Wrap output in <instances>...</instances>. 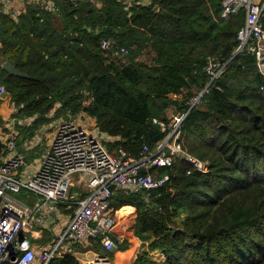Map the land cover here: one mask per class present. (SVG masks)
I'll return each mask as SVG.
<instances>
[{
    "label": "trees",
    "instance_id": "trees-1",
    "mask_svg": "<svg viewBox=\"0 0 264 264\" xmlns=\"http://www.w3.org/2000/svg\"><path fill=\"white\" fill-rule=\"evenodd\" d=\"M54 1L56 10L31 2L18 20L0 12V51L28 75L0 65L16 115L38 114L37 127L57 104V117L84 110L115 137L110 150L140 158L169 133L154 119L169 121L173 108L187 113L183 148L210 165L202 173L178 156L149 196L114 191L112 213L135 207L134 235L147 242L132 264H264V74L251 53L234 56L245 11L224 19L222 0ZM49 264L80 262L68 253Z\"/></svg>",
    "mask_w": 264,
    "mask_h": 264
},
{
    "label": "built area",
    "instance_id": "built-area-1",
    "mask_svg": "<svg viewBox=\"0 0 264 264\" xmlns=\"http://www.w3.org/2000/svg\"><path fill=\"white\" fill-rule=\"evenodd\" d=\"M45 1L47 8L57 9L54 0ZM139 1L146 4L152 0ZM27 3V0H0V12L19 19ZM221 5L224 19L245 11L244 25L238 32V49L254 55L264 74V0H222ZM109 44L108 39L102 40L103 48ZM127 52L122 47L115 54ZM222 69L219 63H212L208 72L217 76ZM6 93L1 85L0 108ZM198 99L194 97L190 103L195 104ZM186 115L175 112L169 121L154 119L169 133L154 152L144 145L140 158L128 156L123 148L117 149V154L110 150L108 143L115 137L101 131L96 119L84 110L71 120L64 116L54 118L44 126L50 134L47 145L39 148L35 137L24 143L25 150L37 148L42 152L36 168L28 165L25 154L18 150L21 134L15 121L0 125V264H49L53 258L68 254L71 246L89 247L93 240L108 252L126 243L130 222L119 221L112 213L111 197L116 189L126 193L144 191L149 196L170 179L169 174H160L158 169L172 166L178 156L199 172H210L208 161L186 151L180 142ZM37 118L38 114L26 115L19 123L33 127ZM74 185L80 188L79 192L72 193ZM12 193H25V200L16 199ZM61 205L73 210V214L58 233ZM82 264H114V260L107 253H98L84 259Z\"/></svg>",
    "mask_w": 264,
    "mask_h": 264
},
{
    "label": "crops",
    "instance_id": "crops-1",
    "mask_svg": "<svg viewBox=\"0 0 264 264\" xmlns=\"http://www.w3.org/2000/svg\"><path fill=\"white\" fill-rule=\"evenodd\" d=\"M29 4V1L27 0ZM100 4V3H99ZM26 12V11H25ZM2 47V42L0 39V49ZM6 59L3 57L1 51H0V65H2V63L5 61ZM9 93V92H8ZM10 103H14L11 100V95L9 93V95H6L5 99L2 101L1 103V108H0V125H2L3 123L8 122L9 120L13 119L15 121V125L16 128L20 131L21 134V138L20 141L18 143V150L19 147L21 146L19 151H22V153L25 154V159L27 161V164L30 165L31 167L36 168L38 166V162L40 160L41 157V150L39 149H32L31 150H25L24 148V143L27 140H31L33 137H35L37 139L38 145L40 146L39 148L44 147L45 145L48 144L49 140H50V134H47L46 130L44 129L47 124H49L50 121L43 123L39 126H33L34 127V132L32 134H23V130H29L32 129L33 127H24L19 123V120L23 119V116L19 117L16 115L17 113V107L16 109H11V104ZM16 106V105H15ZM53 115V112L50 113V115ZM50 115L48 114V117H50ZM55 115V114H54ZM57 117V116H55ZM37 121V120H36ZM35 121V124H36ZM37 145V146H38ZM133 208V212L129 213V214H124L121 211L114 213L116 215V217H118L119 221H122L124 223H129L130 222V228L132 229L130 231L129 236L131 235V237H128V239L130 240V242L127 241L128 243V248L124 251H117L116 255L113 257L114 260V264H132L138 253L140 252V248H141V243L142 240L139 239L138 237H134V240H132L131 243V239L134 236V223H135V218H136V210L135 207L132 206H128ZM61 210L62 212L59 213V217H60V226L58 228V233L61 232V230L66 226L67 222L70 219V216L73 214V210L68 209L67 207L61 205ZM47 240V239H46ZM99 243V242H98ZM100 247L102 248V250L104 251H99L96 248H94L91 244L89 247H81V246H71L70 249H68L69 254L74 255L80 262V264L83 263V260L89 257L94 256L95 254H106L107 251L105 250V248L102 246L101 243ZM123 253V254H121ZM121 254V255H120Z\"/></svg>",
    "mask_w": 264,
    "mask_h": 264
},
{
    "label": "rangeland",
    "instance_id": "rangeland-1",
    "mask_svg": "<svg viewBox=\"0 0 264 264\" xmlns=\"http://www.w3.org/2000/svg\"><path fill=\"white\" fill-rule=\"evenodd\" d=\"M49 1V0H48ZM33 2H35V1H33ZM31 2H29V4H30ZM36 3H38L39 5H40V7H46L47 6V4H46V1L45 0H39L38 2H36ZM28 4V5H29ZM28 5L26 6V9H25V11H27V9H28ZM3 13H5V12H3ZM25 13V12H24ZM5 14H8V13H5ZM10 15V14H9ZM14 18V17H13ZM15 20H18V19H16V18H14ZM11 104V109H16V106H15V104L14 103H10ZM51 113V112H50ZM49 113V114H50ZM175 112H174V109L173 108H170V109H168L167 110V115H168V117L170 118L171 116H172V114H174ZM56 116V113H55V115L53 116V117H51L50 118V121L51 120H53L54 118H57V117H55ZM55 120V119H54ZM87 124L89 125V122L87 121ZM24 134H26V132L24 133ZM115 152V154H117V151L115 150L114 151ZM80 191V188L78 187V186H73L72 187V193H74V192H79ZM119 190H117V191H115V193H117ZM13 197H15L16 199H18V200H21V201H24L25 200V193H12L11 194ZM71 198H75L73 195H72V197ZM129 230H131V232H132V229L129 227ZM134 231V230H133ZM129 237H131V235L129 236ZM134 237H135V235L132 237V239H131V243H132V240H134ZM139 238V237H138ZM130 239V238H129ZM129 239H127V241L128 242H130V240ZM139 239H141V238H139ZM32 240V239H31ZM142 240V243H141V248H140V251H142L145 247H147V242H144V240L143 239H141ZM114 254V256L116 255V253H117V250H115L114 252H113ZM109 256H111L110 254H108ZM152 255H153V258L154 259H156V260H163L164 259V254L163 253H161V252H154V253H152ZM112 257V256H111ZM113 258V257H112Z\"/></svg>",
    "mask_w": 264,
    "mask_h": 264
},
{
    "label": "water",
    "instance_id": "water-1",
    "mask_svg": "<svg viewBox=\"0 0 264 264\" xmlns=\"http://www.w3.org/2000/svg\"><path fill=\"white\" fill-rule=\"evenodd\" d=\"M156 8H158V6H157ZM239 52H241V49H238V50L235 52L234 56L237 55ZM234 56H233V57H234ZM233 57H232V58H233ZM2 67H3L6 71H8L10 74L17 75V76H22V77H27V76H28L27 73H25L24 71H22V70H20L19 68H17L16 65H14V64H13L11 61H9V60H5V61L2 63ZM202 94H203V92L200 94V96H201ZM6 95H9V93L7 92ZM200 96H199V98H200ZM64 116H65V118H66L67 120H71V119L75 118V115H72L70 112H67ZM20 148H21V146L19 147V150H20ZM111 188H112V189H115L116 186H115V185H111Z\"/></svg>",
    "mask_w": 264,
    "mask_h": 264
}]
</instances>
